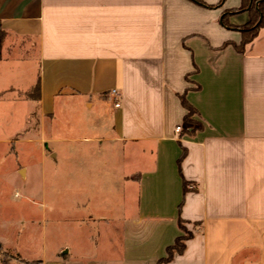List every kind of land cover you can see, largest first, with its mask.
Instances as JSON below:
<instances>
[{"label": "crops", "instance_id": "obj_1", "mask_svg": "<svg viewBox=\"0 0 264 264\" xmlns=\"http://www.w3.org/2000/svg\"><path fill=\"white\" fill-rule=\"evenodd\" d=\"M260 1L0 0V70L18 59L32 76L8 91L40 81L38 103L13 99L28 117L39 108L40 135L26 141L64 118L66 140L108 145L99 164L66 152L74 202L90 203L94 185L98 210L85 218L108 224L90 234L86 264H264V26L242 47L236 28ZM79 104L94 118L78 119ZM180 219L193 235L161 261L185 234Z\"/></svg>", "mask_w": 264, "mask_h": 264}, {"label": "rangeland", "instance_id": "obj_2", "mask_svg": "<svg viewBox=\"0 0 264 264\" xmlns=\"http://www.w3.org/2000/svg\"><path fill=\"white\" fill-rule=\"evenodd\" d=\"M20 62L16 59L12 67L0 70V264H25L21 258L30 261L41 259L45 264H86L79 255L83 252L96 253L95 245L89 239L90 234L96 238L98 231L108 224L96 216L85 218L86 213L98 210L94 185L86 187V190L92 191L93 200L90 203L74 202L79 195L70 194L65 184L69 161L66 152L74 151L71 156L74 163L99 164L111 159L108 145L107 142L100 145L97 139L66 140L62 134L64 118L57 122L58 127L46 121L41 133V137H45L44 142H27L26 139L32 136L39 137L40 123L33 127L29 124L26 115L29 107L25 106V102L30 99L25 97L24 91H18L23 99L17 97V91H8L10 87L22 89L20 87L26 88L30 84L32 76L20 66ZM14 98L25 104H13ZM73 111L78 119L95 116L94 111H88L81 104ZM194 116V113L190 114V123L196 122ZM28 126L29 130L16 140L17 133ZM56 130H61V134H57ZM79 130L80 127L75 134L77 137L81 136ZM121 146L115 147L120 150ZM54 152L58 155L53 156ZM95 156L97 158H92ZM118 158L122 172L125 159L120 152ZM103 170L100 173L102 178H99L102 181L106 180V170ZM182 230L184 235L190 232L187 225ZM68 247L70 254H62V249Z\"/></svg>", "mask_w": 264, "mask_h": 264}, {"label": "trees", "instance_id": "obj_3", "mask_svg": "<svg viewBox=\"0 0 264 264\" xmlns=\"http://www.w3.org/2000/svg\"><path fill=\"white\" fill-rule=\"evenodd\" d=\"M246 7V6H245ZM244 9V7H243ZM251 20L242 26L236 27L238 30H240L243 33V41L241 47L246 44L247 42L251 41L257 34V31L260 27L264 26V1H260L257 6L254 4L251 7ZM5 39V32L3 30H0V58L2 55V47L3 42ZM241 49V48H240ZM24 95L26 98L32 99L35 102H39L41 98V89H40V81H37V83L28 91L24 92ZM181 101L183 106L188 110V113L185 116V120L187 122L190 121V114L196 113L195 108L187 101V99L182 96ZM29 124L39 125V108L36 106L32 113L29 116ZM29 126L23 131L16 135L15 139H18L22 134L26 133L29 130ZM186 151L183 152L182 156L180 157L179 161L183 159L185 156ZM185 189H187V183L185 182ZM180 226L184 227V221L180 219ZM193 235V233L190 231L188 234L178 237L175 241V243L168 247L167 253L168 256L166 258L161 259V261H168L174 257L176 253H182L186 246V241ZM22 263L25 264H37L38 261H29L24 258L20 259Z\"/></svg>", "mask_w": 264, "mask_h": 264}, {"label": "built area", "instance_id": "obj_4", "mask_svg": "<svg viewBox=\"0 0 264 264\" xmlns=\"http://www.w3.org/2000/svg\"><path fill=\"white\" fill-rule=\"evenodd\" d=\"M108 95L113 99L116 107L120 106V101L122 98V93L119 89L113 88L109 90ZM181 130V126H177L176 131L179 132ZM37 264H45L43 261H38Z\"/></svg>", "mask_w": 264, "mask_h": 264}, {"label": "water", "instance_id": "obj_5", "mask_svg": "<svg viewBox=\"0 0 264 264\" xmlns=\"http://www.w3.org/2000/svg\"><path fill=\"white\" fill-rule=\"evenodd\" d=\"M0 247H1V242H0Z\"/></svg>", "mask_w": 264, "mask_h": 264}]
</instances>
